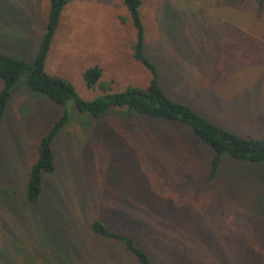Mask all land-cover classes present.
<instances>
[{"label": "rangeland", "instance_id": "rangeland-1", "mask_svg": "<svg viewBox=\"0 0 264 264\" xmlns=\"http://www.w3.org/2000/svg\"><path fill=\"white\" fill-rule=\"evenodd\" d=\"M49 5L0 0V52L33 61ZM142 13L144 52L164 91L245 138L264 139L257 1L143 0ZM60 24L46 69L83 97L101 92L83 77L97 65L114 90L150 81L135 57L136 30L123 0H73ZM62 112L24 79L13 92L0 144V264H38L27 260L36 248L59 250L73 264L133 262L119 244L90 231L100 210L110 228L141 236L159 264H264V164L226 158L208 179L210 147L179 123L76 114L54 143L57 170L44 176L41 202L29 205L28 166ZM76 239L82 245L70 247Z\"/></svg>", "mask_w": 264, "mask_h": 264}, {"label": "trees", "instance_id": "trees-1", "mask_svg": "<svg viewBox=\"0 0 264 264\" xmlns=\"http://www.w3.org/2000/svg\"><path fill=\"white\" fill-rule=\"evenodd\" d=\"M72 1L49 0L48 19L33 61L0 52V144L8 105L22 79L32 91L41 94L63 109L58 119L40 138L35 156L28 166L24 194L29 205L41 202L44 193V176L54 174L57 170L54 143L61 132L73 121L76 114L86 119L101 118L112 113L127 122L133 119L136 122L143 120L153 125L155 123L158 127L169 123L182 124L190 134L211 149L208 179H213L218 175L226 158L251 164H264L263 138H245L213 121L189 103L174 99L164 91L156 65L144 52L146 29L142 13L143 0H123V2L136 30L135 57L151 74L146 86L128 85L123 90H114L113 80L103 79L104 70L97 65L85 70L83 77L89 89H99L101 92L96 97L87 99L77 91L68 78L47 71V58L56 31L61 25L63 11ZM254 1L258 3L259 15H263L264 0ZM6 189L15 193L13 197L17 198L15 196L17 192L8 186ZM108 218L110 219V215ZM68 219L74 222L73 219ZM110 221L112 222L111 219ZM74 225L75 223L72 226ZM89 228L99 238L115 245L119 244L133 259V262H129V258L125 259L128 264H159L154 252L142 242L141 236L129 231L110 228L104 213L102 215V210L99 211L98 217L90 220ZM147 237L150 241L151 237ZM76 243L77 239L75 245H70V247L75 248L82 245L78 243L76 246ZM60 253L63 252L57 250L56 253L51 249L36 248L34 257L30 254L27 260L49 264L48 262L54 259L57 264H65L67 257ZM73 254L74 252L70 255ZM67 260V264L74 262L72 257Z\"/></svg>", "mask_w": 264, "mask_h": 264}]
</instances>
